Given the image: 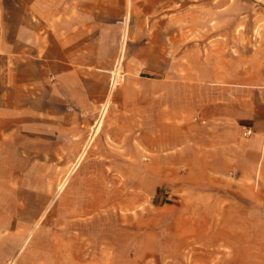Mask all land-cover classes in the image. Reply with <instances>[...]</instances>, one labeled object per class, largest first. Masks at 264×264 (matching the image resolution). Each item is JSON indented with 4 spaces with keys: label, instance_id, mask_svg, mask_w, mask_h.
Returning a JSON list of instances; mask_svg holds the SVG:
<instances>
[{
    "label": "crops",
    "instance_id": "1",
    "mask_svg": "<svg viewBox=\"0 0 264 264\" xmlns=\"http://www.w3.org/2000/svg\"><path fill=\"white\" fill-rule=\"evenodd\" d=\"M215 2L0 0V264H264V79Z\"/></svg>",
    "mask_w": 264,
    "mask_h": 264
},
{
    "label": "rangeland",
    "instance_id": "2",
    "mask_svg": "<svg viewBox=\"0 0 264 264\" xmlns=\"http://www.w3.org/2000/svg\"><path fill=\"white\" fill-rule=\"evenodd\" d=\"M219 5L220 3L216 0V16L219 14V10H217ZM224 14H230V23L222 24L216 22L212 25L215 32L229 31L230 37L234 39H230L231 42L237 48L240 47L243 54H247L248 67L246 69L248 81L254 82L255 79H264V67H255L256 63L264 62V0H230V7L225 8ZM167 195L171 196L169 189H167ZM148 202L140 210L149 208ZM141 218V216H136V219ZM138 223L141 224L142 222Z\"/></svg>",
    "mask_w": 264,
    "mask_h": 264
},
{
    "label": "built area",
    "instance_id": "3",
    "mask_svg": "<svg viewBox=\"0 0 264 264\" xmlns=\"http://www.w3.org/2000/svg\"><path fill=\"white\" fill-rule=\"evenodd\" d=\"M250 134V130L249 129H246L244 132H243V135L244 136H247V135H249Z\"/></svg>",
    "mask_w": 264,
    "mask_h": 264
},
{
    "label": "bare ground",
    "instance_id": "4",
    "mask_svg": "<svg viewBox=\"0 0 264 264\" xmlns=\"http://www.w3.org/2000/svg\"><path fill=\"white\" fill-rule=\"evenodd\" d=\"M117 69V68H116Z\"/></svg>",
    "mask_w": 264,
    "mask_h": 264
}]
</instances>
